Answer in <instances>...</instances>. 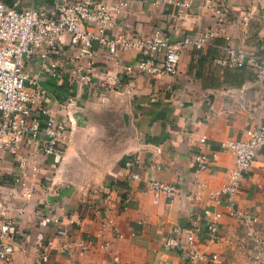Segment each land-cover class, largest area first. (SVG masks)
<instances>
[{"label":"crops","instance_id":"1","mask_svg":"<svg viewBox=\"0 0 264 264\" xmlns=\"http://www.w3.org/2000/svg\"><path fill=\"white\" fill-rule=\"evenodd\" d=\"M3 1L56 16L60 0ZM103 1L114 6L119 0ZM185 1L189 7L180 16L176 0H129L121 11L111 12L107 34L146 36L159 22L176 42L212 24L213 11L204 4L206 0ZM211 1H223L227 7L223 30L199 50L182 47L172 75L137 70L127 75L125 66L138 58V48L119 50L110 57L105 47L95 44V64L118 76L120 86L107 83L105 88L91 90L72 82L66 69L60 77L47 69L53 62L66 64V56L72 53L67 45L66 55L32 53L26 69L48 92L53 112L59 116L56 101L71 97L82 119L77 118L63 136L61 157L43 154L37 142L20 148L19 154L27 160L23 167L15 156L0 153L5 215L19 230L10 264H34L39 244L48 240H52L47 249L53 264H67L71 259L108 264L111 249L119 256L117 264H184L186 259L169 240L173 227L194 223L200 230L196 248L210 257L205 264H253V243L244 235L242 221L230 215L225 197L217 202L210 194L227 183L234 163L222 142L239 139L248 127L264 123V83L257 84L248 67L218 61L229 42L250 56L264 57V0ZM111 130L113 136L108 134ZM201 136H205L203 149L211 164L195 172L193 157ZM129 161L140 178H127ZM21 173L22 187L17 183ZM151 178L174 183L176 198L161 197L154 203L148 190ZM259 184H264V145L235 196L236 208L247 217L264 218V188ZM25 185L32 187L29 195L22 194ZM127 192L131 199L124 205ZM216 213L220 216L215 217ZM106 218L117 224L121 238L102 226ZM210 222L218 226L216 240L207 232ZM261 235L264 238V231ZM88 236L93 240L91 247L79 253L77 243ZM106 241L109 247L103 246Z\"/></svg>","mask_w":264,"mask_h":264},{"label":"built area","instance_id":"2","mask_svg":"<svg viewBox=\"0 0 264 264\" xmlns=\"http://www.w3.org/2000/svg\"><path fill=\"white\" fill-rule=\"evenodd\" d=\"M129 0H119L111 6L103 0H60L56 16L49 15L44 9L9 5L0 0V153H8L18 159L21 167L27 160L19 154L22 146L37 142L45 155L61 157L65 146L63 136L74 123L79 112L78 106L71 97L56 101L59 116L50 107L48 92L30 76L26 64L32 53L39 52L43 57L48 53L66 55V48L72 53L67 57L66 64L51 63L47 69L50 74L60 77L65 73L72 82L80 83L97 90V86L118 88L120 78L107 70H99L94 62L95 44L105 47L110 57L118 54L119 50L131 47L139 49L138 58L131 64H126L125 73L133 74L136 70L146 74H175L180 58V49L192 45L201 49L211 38L223 30L227 18V7L223 1L206 0L205 5L213 11V22L207 28H199L192 33H186L180 40L173 42L159 22L153 24L151 32L142 36L138 33L129 35H108L107 28L112 23V11H121ZM178 15L183 16L189 3L176 0ZM227 38V37H226ZM220 64L232 67H248L252 70L255 82L264 83V57L250 56L241 48L227 43L223 54L218 60ZM109 87V88H110ZM200 145L193 157L195 172L205 169L211 164L203 145L205 136L199 137ZM264 145V123H257L245 129L239 139H227L222 142L234 157L232 167L228 169L227 183L211 196L220 201L226 198L230 215L237 217L243 223V233L253 243L250 259L253 264H264V218L247 217L235 206V196L239 191L241 178L249 171L254 158ZM133 161H129L126 170L127 178L138 179L140 175L132 169ZM22 175L17 183L22 187ZM264 188V184H259ZM23 195H29L31 186L25 185ZM148 190L152 200L157 203L161 197L168 201L176 198L178 187L174 183L163 182L156 178L148 180ZM131 199L127 192L123 198L124 205ZM5 204L0 192V264H10L16 250L15 237L19 230L14 227L13 220L5 215ZM220 216L216 213L215 217ZM253 223H259V228ZM102 226H109L115 237L122 234L116 223L110 218L104 219ZM174 236L169 243L176 247L186 259L184 264H205L210 259L206 253L196 248V239L200 230L196 223L189 227L175 226ZM207 232L212 239L219 238V229L215 222H210ZM93 243L90 236L81 239L78 245L79 253L88 250ZM52 240L39 244V252L34 264H53L47 249ZM104 242V247H109ZM67 247H63L65 251ZM117 252L109 250L108 264H117ZM55 264V263H54ZM67 264H87L83 260L71 259Z\"/></svg>","mask_w":264,"mask_h":264},{"label":"rangeland","instance_id":"3","mask_svg":"<svg viewBox=\"0 0 264 264\" xmlns=\"http://www.w3.org/2000/svg\"><path fill=\"white\" fill-rule=\"evenodd\" d=\"M109 126H110V124L107 125V129L109 128ZM108 134H109L110 136H113V131H112V130L109 131Z\"/></svg>","mask_w":264,"mask_h":264}]
</instances>
